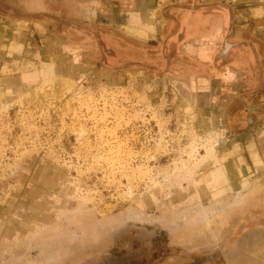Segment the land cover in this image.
<instances>
[{
  "label": "rangeland",
  "instance_id": "1",
  "mask_svg": "<svg viewBox=\"0 0 264 264\" xmlns=\"http://www.w3.org/2000/svg\"><path fill=\"white\" fill-rule=\"evenodd\" d=\"M258 6L0 0V264H264Z\"/></svg>",
  "mask_w": 264,
  "mask_h": 264
},
{
  "label": "crops",
  "instance_id": "2",
  "mask_svg": "<svg viewBox=\"0 0 264 264\" xmlns=\"http://www.w3.org/2000/svg\"><path fill=\"white\" fill-rule=\"evenodd\" d=\"M253 10H255V11H252V12H254V14H252L254 19L260 20L263 18V16H264V13H263L264 7L263 6H258ZM193 13H195V12H193ZM185 19H187V21L190 25L195 26V27L199 26L198 34H196V35L191 34V36L194 37V39H196V40H199L202 37H205V35L208 33V30L211 31V33L213 32L214 35H212V36H215L217 38L220 30L222 29V21L223 20L220 18V16L215 15V16H208L206 18V17H204V15L202 13V14H196V15H187L185 17ZM202 22L204 23V25L200 26ZM208 25H210L209 28H208ZM202 39H204V38H202ZM213 39H215V38H213ZM247 59H248V57H246V59L242 62H246V64H247Z\"/></svg>",
  "mask_w": 264,
  "mask_h": 264
},
{
  "label": "flooded vegetation",
  "instance_id": "3",
  "mask_svg": "<svg viewBox=\"0 0 264 264\" xmlns=\"http://www.w3.org/2000/svg\"><path fill=\"white\" fill-rule=\"evenodd\" d=\"M195 33H189V35L193 34V35H196L198 34L196 31H194ZM241 61V60H240ZM242 62V61H241ZM242 64H246V62H242Z\"/></svg>",
  "mask_w": 264,
  "mask_h": 264
}]
</instances>
